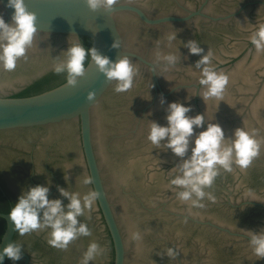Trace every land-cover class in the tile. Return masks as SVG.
<instances>
[{
	"label": "water",
	"instance_id": "1",
	"mask_svg": "<svg viewBox=\"0 0 264 264\" xmlns=\"http://www.w3.org/2000/svg\"><path fill=\"white\" fill-rule=\"evenodd\" d=\"M25 3L37 17L33 44L15 70L0 66V175L16 201L39 184L49 187V199L64 204L69 201L61 188L83 195L173 153L163 146L166 140L160 146L147 140L152 122L167 126L172 102L190 107L189 117L204 115L206 127L222 125L264 97V54L257 58L248 39L264 23V0H116L110 12L93 11L86 0ZM13 12L0 0L5 22ZM83 38L112 61L129 58L137 73L128 91L115 92L116 82L89 58L75 86L66 81L37 95L13 97L54 73L70 44H84ZM114 40L119 47H112ZM189 41L203 52L192 54ZM209 52L214 70L229 76L219 101H205V87L198 83L204 65L196 64ZM168 53L177 56L175 64L162 59ZM89 92L95 93L92 100ZM202 130L194 127L190 143ZM86 177L91 184H83ZM0 219L5 231L13 228L8 214L0 213Z\"/></svg>",
	"mask_w": 264,
	"mask_h": 264
},
{
	"label": "clouds",
	"instance_id": "2",
	"mask_svg": "<svg viewBox=\"0 0 264 264\" xmlns=\"http://www.w3.org/2000/svg\"><path fill=\"white\" fill-rule=\"evenodd\" d=\"M116 0H86L88 7L96 11L103 9L110 12ZM7 6L14 9L11 22H5L0 17V66L4 71L15 70L17 61L26 56L27 49L32 46L37 33L36 14L29 11L25 0H7ZM175 34H170L167 39L171 42ZM250 43L255 47L257 58L264 54V23L255 27L248 36ZM79 41V39H78ZM120 46L119 40H114L112 47ZM192 54H200L203 49L196 41H189L186 45ZM159 55V53H158ZM90 58L98 70L104 74L110 82H116L114 91L122 93L128 91L134 82L137 69L127 56L116 61L107 56L99 54L95 49H86L79 41L72 43L64 53V59L54 64L53 70L56 74L66 73L67 84L75 86L77 79L86 71V59ZM212 53L201 57L196 67H204L199 73L198 83L205 87L202 93L205 101L215 98L223 100L229 76L223 72H217L211 66ZM168 64H175L177 56L168 53L162 56ZM94 92H89L87 99L92 100ZM163 102V101H162ZM182 103L172 102L168 106L167 126L158 123L150 124L147 140L155 146H160L161 141L167 149L179 157H184L189 151L190 138L194 136V127L204 130L195 135L192 141L191 155L180 165V174L172 176L169 187L180 189L177 199L186 203L189 207L202 208V201L207 197L214 201L211 192L205 189L211 188L222 168L225 172L233 171V164L239 169L246 170L253 159L259 155L261 140L256 138V130H246L244 127L235 129L231 138L225 137V132L220 124L209 122L204 126V115L197 114L194 117L186 115L190 111ZM92 183L91 177H86L83 184ZM61 195L66 197L69 203L66 207L60 199H49V187L35 185L29 187L17 198L8 212V220L11 222L13 231L24 235L37 230L49 229L48 244L51 247L66 250L68 245L79 237L91 236V230L86 223L78 220V217L90 214L99 193L89 191L83 195L80 192H68L60 189ZM251 196V190L247 193ZM249 246L257 259L264 258V232L254 234L249 232ZM131 239L141 241L142 235L139 231L131 232ZM22 245L9 243L0 251V264L5 257L12 261L22 258ZM101 246L92 241L84 252L81 264H89L98 256L102 255ZM177 250L169 247L166 255L170 258L177 257Z\"/></svg>",
	"mask_w": 264,
	"mask_h": 264
},
{
	"label": "trees",
	"instance_id": "3",
	"mask_svg": "<svg viewBox=\"0 0 264 264\" xmlns=\"http://www.w3.org/2000/svg\"><path fill=\"white\" fill-rule=\"evenodd\" d=\"M83 43L86 49H91V41L89 39L83 38ZM88 61L89 58L86 59L85 62L86 65ZM66 81H67L66 73L56 74L54 72L42 78L41 80L34 82L31 86L25 88L18 94H15L13 97L22 98V97L37 95L47 90H50L54 87H57ZM14 203L15 202L13 197L7 191L4 190L2 191L0 188V213L8 214ZM5 228H6L5 221L3 219H0V234L5 231Z\"/></svg>",
	"mask_w": 264,
	"mask_h": 264
},
{
	"label": "flooded vegetation",
	"instance_id": "4",
	"mask_svg": "<svg viewBox=\"0 0 264 264\" xmlns=\"http://www.w3.org/2000/svg\"><path fill=\"white\" fill-rule=\"evenodd\" d=\"M0 188H1L2 191H3V190H4V191H7V192L13 197L14 202H16V199H15L14 195L11 194V192H9V191L7 190V188L5 187L1 175H0Z\"/></svg>",
	"mask_w": 264,
	"mask_h": 264
}]
</instances>
